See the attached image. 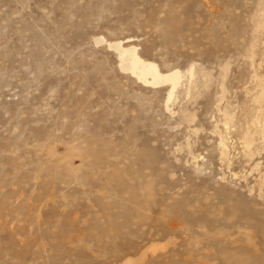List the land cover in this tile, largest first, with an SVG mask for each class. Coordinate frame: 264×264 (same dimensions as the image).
I'll return each mask as SVG.
<instances>
[{
  "label": "rangeland",
  "instance_id": "obj_1",
  "mask_svg": "<svg viewBox=\"0 0 264 264\" xmlns=\"http://www.w3.org/2000/svg\"><path fill=\"white\" fill-rule=\"evenodd\" d=\"M263 91L264 0H0V264H264Z\"/></svg>",
  "mask_w": 264,
  "mask_h": 264
},
{
  "label": "bare ground",
  "instance_id": "obj_2",
  "mask_svg": "<svg viewBox=\"0 0 264 264\" xmlns=\"http://www.w3.org/2000/svg\"><path fill=\"white\" fill-rule=\"evenodd\" d=\"M109 46L114 48L117 52L121 69L128 71L144 84L157 85L160 83H167L171 89L169 97L171 96L172 90L178 84L179 79L182 76V73L178 69L171 68L166 71L159 70L157 63L140 57L138 51H136L137 48H135L134 45H122L120 41H114L110 42ZM188 73L191 75L192 69H190ZM261 95H264V91ZM262 131L264 133V126Z\"/></svg>",
  "mask_w": 264,
  "mask_h": 264
}]
</instances>
